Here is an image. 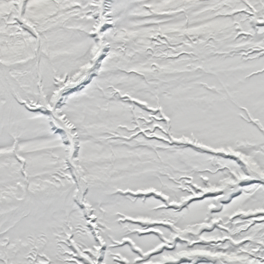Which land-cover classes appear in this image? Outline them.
<instances>
[{"label": "snow or ice", "instance_id": "snow-or-ice-1", "mask_svg": "<svg viewBox=\"0 0 264 264\" xmlns=\"http://www.w3.org/2000/svg\"><path fill=\"white\" fill-rule=\"evenodd\" d=\"M0 264H264V0H0Z\"/></svg>", "mask_w": 264, "mask_h": 264}]
</instances>
